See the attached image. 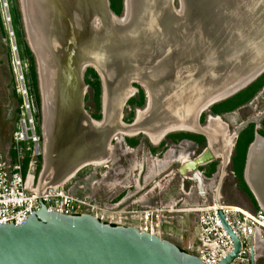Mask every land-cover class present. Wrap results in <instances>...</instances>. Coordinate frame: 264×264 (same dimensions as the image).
<instances>
[{
	"label": "water",
	"instance_id": "obj_1",
	"mask_svg": "<svg viewBox=\"0 0 264 264\" xmlns=\"http://www.w3.org/2000/svg\"><path fill=\"white\" fill-rule=\"evenodd\" d=\"M21 4L40 83L43 168L36 194L61 187L84 166L105 163L117 133H147L157 143L191 131L207 141L190 164V180L202 200L206 183L198 168L223 158L219 205L232 142L221 117L209 115L207 122L217 119L205 128L199 127L200 119L264 75V0H123L121 17L109 0ZM95 19L101 28L97 34L92 32ZM88 69L103 85L100 121L84 105ZM134 86L144 91L146 106L126 124L122 112L139 92ZM262 119L264 114L241 124L235 139L250 124L259 129ZM244 179L264 211V138L257 132L247 151ZM40 205L24 224L0 226V264H203L174 243L135 227L51 213ZM218 217L234 244L219 264H232L241 241L221 211ZM250 258L255 264L253 254Z\"/></svg>",
	"mask_w": 264,
	"mask_h": 264
},
{
	"label": "rangeland",
	"instance_id": "obj_2",
	"mask_svg": "<svg viewBox=\"0 0 264 264\" xmlns=\"http://www.w3.org/2000/svg\"><path fill=\"white\" fill-rule=\"evenodd\" d=\"M176 7H178V4ZM112 12L114 13L113 10ZM8 19H10V21H8ZM10 26L12 27L13 37L10 36ZM13 45L17 47V52H14ZM28 49L31 51L23 17L21 0H0V152H10V148H12V133L16 128V123L18 124L23 118L22 115H18V108L21 100L18 89L22 83H20L17 79V75L15 73L17 69L14 65H16V60L18 59L21 65V71L25 77L24 84L28 89L31 70V62L27 55ZM31 53L33 54L32 51ZM33 58L40 97L39 75L34 55ZM88 70L84 76V82L88 87L84 103L85 109L91 117L98 113L96 108L97 99H95L96 88L94 87V85L96 86L95 82L98 81L101 105L99 112L102 116V81L94 70L95 76ZM32 91L33 90L29 88V93L33 97ZM138 95L139 92L136 93L133 98L137 99ZM144 108L131 105L128 102L122 112V121L127 124L128 120H132V114H134V120L137 111H142ZM204 114L205 117L203 119L201 118L202 120L200 119L201 126H206L209 115L213 116L210 111ZM262 114H264V88L257 93L251 103L244 105L235 111L224 113L219 117H221L227 124L229 133L233 134L236 128H238L241 124L246 123ZM33 116L35 120L36 132L41 137V150L43 152L41 97ZM263 121L264 119L259 122V129H262ZM255 131H258V129H256V125ZM179 133L199 135L188 132H176L172 134ZM127 139L134 140L135 142L133 141V143H136V147H130V144L126 142ZM27 146L32 149V146L27 144L26 146L24 145V147ZM111 147L112 157L110 158L108 164L104 166L88 165L83 168L84 170L82 169L83 171H81L80 174V177L82 178L86 174L93 172L94 168H97V172L102 176H105L102 181L104 184L103 186L105 187H102V200L108 195L105 194L104 190H109V194L116 198V201L111 204L114 205L115 202H119L124 199V209L130 212L134 211L139 205L143 204L150 206H154L157 203L165 205L168 203L167 200L170 199H172L174 203H178V208L183 207L180 203L183 199L184 201L188 200L192 204H200L203 202V200L198 197L197 185L190 180L193 174L189 173L183 176L180 173V168L182 167L181 163L184 160H194L196 157L201 155L206 148L199 151L198 147H193L191 142L187 140L176 141L168 138L155 145L151 143L148 137L143 135L133 137L118 135L113 139ZM152 149L155 150L154 153L151 152ZM234 150L235 147L233 149V154ZM31 154V151L27 152V156H31ZM38 164H40V167L36 169L37 171L35 169L33 170L37 184L43 168V155L38 161ZM213 164L216 165L214 173L211 172ZM222 167L223 160L219 158L213 163L198 168V171H200L206 183L207 204L217 205L216 191L221 177ZM225 167L219 190V204L242 208L253 214H257L262 211L258 204V209L255 207L254 202L250 197V195H253L246 182L245 184L248 192L240 186V183L234 174L233 157L230 158L229 164ZM182 185L184 186V192L181 188ZM120 211L121 209L115 212ZM180 217H184L186 226L190 227V231H193L192 227L195 223V217L192 215H181L177 218L180 219ZM186 239L189 240L188 236ZM260 240L264 241V238ZM254 253L255 264H264V250L260 254L255 251ZM244 260H248V264H251L250 255H247ZM237 264L243 263L239 262ZM245 264L247 263L245 262Z\"/></svg>",
	"mask_w": 264,
	"mask_h": 264
},
{
	"label": "built area",
	"instance_id": "obj_3",
	"mask_svg": "<svg viewBox=\"0 0 264 264\" xmlns=\"http://www.w3.org/2000/svg\"><path fill=\"white\" fill-rule=\"evenodd\" d=\"M10 34L13 35L12 31ZM13 50L17 52L15 45H13ZM14 66L17 69L15 71L17 79L22 83L18 89L21 99L18 115H22L23 118L18 124L16 123V128L12 133L11 149L15 158H6L0 152V226L24 224L29 217L40 210V202L51 213L66 216L90 215L103 224L135 227L161 238H164L165 225H169L181 215H192L196 219L198 244L191 246L188 253L195 255L203 264H219L233 251L234 246L218 217V212L221 211L226 223L241 241L240 254L232 264L249 263L244 258L251 255L252 250L255 251V244H251L249 239L264 238V213L262 211L253 214L242 208L217 207L215 204H207V199L200 204H192L183 199L180 201L183 207L180 208H178V203L169 205L157 203L154 206L143 204L130 212L124 209V199L115 202L114 205L111 204L116 201V198L109 194V190L108 192L104 190L108 195L105 199H101L102 187H104L102 181L105 176L98 173L97 168L81 178L80 174L83 169L61 187L47 188L43 195L38 196L36 194L37 181L33 170L40 167L38 161L42 158L43 152L41 137L36 132L33 116L36 112V104L24 84L25 77L18 59ZM26 144L32 146V149L28 146L24 147ZM28 151H31L33 155L27 156ZM181 188L183 191L184 186L182 185ZM119 209H121L120 212H115Z\"/></svg>",
	"mask_w": 264,
	"mask_h": 264
},
{
	"label": "trees",
	"instance_id": "obj_4",
	"mask_svg": "<svg viewBox=\"0 0 264 264\" xmlns=\"http://www.w3.org/2000/svg\"><path fill=\"white\" fill-rule=\"evenodd\" d=\"M110 4H111V8L114 11V13L118 16H122L123 15V11H124V6H123V0H110ZM27 55L29 57V60L31 62V70H30V84L28 86V89H32L33 91V97H34V102L36 104V106H38V103L40 101V97H39V90L37 87V76H36V70H35V64H34V58H33V54L31 53V51L28 49L27 50ZM89 72L94 74L93 70H88ZM95 76V74H94ZM96 86L94 85V87L96 88V108L98 113L96 115H93L92 118L100 121L101 120V115H100V89H99V84L98 81L95 82ZM139 89V95L138 98H133L129 101V104L134 105V106H138V107H145L146 106V100H145V93L144 91L138 87L135 86ZM264 88V75H262L257 81H255L253 84H251L247 89H245L244 91L238 93L237 95H235L234 97L219 103L217 105H215L210 113L213 116H222V114L224 113H229L231 111H235L241 107H243L244 105H247L249 103H251V101L255 98V96L257 95L258 92L261 91V89ZM21 102V100H20ZM133 115H131V119L133 120ZM205 117V114H203L202 119ZM201 119V120H202ZM132 120H128L127 124L132 123ZM257 133L262 136L264 138V121L262 122V129H259L257 131ZM255 124H250L245 130H243L237 141H236V145H235V150H234V154H233V164H234V174L236 176V178L238 179L240 186H242V188L244 190H247V186L245 184V180H244V169H245V163H246V157H247V151L249 146L251 145V143L254 141L255 138ZM174 139L176 141L179 140H187L189 142H191V145H193V147H198L199 151L203 150L204 148H206V139L203 136H199V135H193V134H186V133H179V134H172L166 137V139ZM134 140H130L127 139L126 142H128L130 145V147L134 148L136 147V143H133ZM135 142V141H134ZM155 150H151L152 153H154ZM27 165V164H26ZM216 170V165L213 164L212 166V170L211 172L214 173ZM251 199L254 202L255 207L258 209L257 206V202L256 200L253 198V196H251Z\"/></svg>",
	"mask_w": 264,
	"mask_h": 264
},
{
	"label": "crops",
	"instance_id": "obj_5",
	"mask_svg": "<svg viewBox=\"0 0 264 264\" xmlns=\"http://www.w3.org/2000/svg\"><path fill=\"white\" fill-rule=\"evenodd\" d=\"M128 137H133V136H128ZM149 139H150L151 143L155 144V145L159 144V142H161V141H159L157 143H154V142H152L151 138H149ZM1 153L6 158H8V157L11 158V159L15 158V154L13 153L11 148H10V152L9 151H4V152L1 151ZM167 201H168V203L165 204V205H169V204H173L174 203V201H172V199L167 200ZM161 205H163V204H161ZM194 221L196 222V219ZM189 228L190 227L186 226V222L184 220V217H180V219H178L176 217V219L173 222H171L169 225H165V227L163 229L164 238L166 240L174 243L175 245H177L182 250L188 252V249L191 246H196L198 244L197 243V233H196V223H194V226L192 227L193 231L192 230L190 231ZM187 236H188L189 240L186 239ZM254 244L256 246H258V247L255 246V252L256 253L258 252L259 254L262 253L263 250H264V241L260 240L258 238H255L254 239Z\"/></svg>",
	"mask_w": 264,
	"mask_h": 264
},
{
	"label": "bare ground",
	"instance_id": "obj_6",
	"mask_svg": "<svg viewBox=\"0 0 264 264\" xmlns=\"http://www.w3.org/2000/svg\"><path fill=\"white\" fill-rule=\"evenodd\" d=\"M94 21H96L97 22V25L96 24H93V26H92V32L93 33H95V34H97V33H100V31H101V28H100V22H99V20L98 19H95ZM93 21V22H94ZM95 31V32H94ZM80 79H81V77H80ZM82 84V83H81ZM83 86V85H82ZM83 88H84V86H83ZM84 92H85V88H84ZM150 99V98H149ZM149 111V110H148ZM148 111H146V112H139V113H142V114H145V113H147ZM210 119H217V118H209L208 119V122H209V120ZM208 122H207V124H208ZM206 124V125H207ZM200 128H205L206 126H199ZM174 131H178V130H173V132ZM227 131H228V139L232 142V145H231V151H230V155H229V158H228V160H227V163H226V165L225 166H227L228 164H229V161H230V158L232 157V154H233V149H234V144H235V137H236V131H234V133L232 134V133H229V129H228V126H227ZM187 132H191V131H187ZM139 133H142V132H139ZM192 133H196V132H192ZM137 134L138 133H135V134H133V135H126V134H123V133H117V134H115L111 139H110V142H109V158H108V160L105 162V163H103V164H101V165H95V166H103V165H105V164H107L108 162H109V160H110V158L112 157V150H111V143H112V141H113V139L117 136V135H123L124 137H128V136H137ZM146 134V136L148 137V138H150L149 137V135L147 134V133H145ZM230 134V135H229ZM161 140H163V139H161ZM160 143V142H159ZM222 159L223 160V158L222 157H218V159ZM191 162H193V160L191 161L190 159H186V160H184L181 164H183L182 166V169L180 170V173L184 176V175H187V174H189L190 172H191ZM88 166V165H87ZM89 166H94V165H89ZM84 167H86V166H84ZM83 167V168H84ZM83 168H81L80 170H82ZM226 168V167H225ZM75 176V175H74ZM74 176H72L70 179H72ZM69 179V180H70ZM67 182V181H66ZM215 206H217V207H221V206H229V205H224V204H219V205H215ZM230 207H232V206H230ZM233 208H237V207H233ZM239 209V208H238ZM262 209V208H261ZM262 212L264 213V211L262 210ZM252 253L251 254H253L254 255V257H255V253H254V250H252L251 251Z\"/></svg>",
	"mask_w": 264,
	"mask_h": 264
},
{
	"label": "flooded vegetation",
	"instance_id": "obj_7",
	"mask_svg": "<svg viewBox=\"0 0 264 264\" xmlns=\"http://www.w3.org/2000/svg\"><path fill=\"white\" fill-rule=\"evenodd\" d=\"M259 130V129H258Z\"/></svg>",
	"mask_w": 264,
	"mask_h": 264
}]
</instances>
